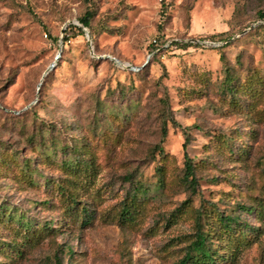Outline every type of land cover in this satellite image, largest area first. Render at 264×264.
<instances>
[{"label": "rangeland", "instance_id": "obj_1", "mask_svg": "<svg viewBox=\"0 0 264 264\" xmlns=\"http://www.w3.org/2000/svg\"><path fill=\"white\" fill-rule=\"evenodd\" d=\"M259 12L264 0H0V264H173L195 209L216 264H264ZM25 225L50 231L26 246Z\"/></svg>", "mask_w": 264, "mask_h": 264}, {"label": "trees", "instance_id": "obj_2", "mask_svg": "<svg viewBox=\"0 0 264 264\" xmlns=\"http://www.w3.org/2000/svg\"><path fill=\"white\" fill-rule=\"evenodd\" d=\"M91 16V12L86 11L80 18L79 23L81 27L88 28V20ZM258 16L262 19H264V13L259 12ZM80 31V28H78ZM204 38V37H203ZM210 40H214L216 37L208 36L207 37ZM227 38H223L220 40L225 41L221 46H216V49H220L222 47H225L230 42L226 40ZM64 42V41H63ZM194 44L193 42L186 41L183 43L184 46H192ZM227 81V79H225ZM230 81L226 84L227 86H230ZM187 127H183V135L185 136L184 142L182 144V147L184 148L187 143ZM183 180L185 181L186 185L193 190L194 186L196 185V180L193 175V166L191 161L189 160V157L184 153V170H183ZM131 206V205H130ZM196 215L194 218V231L192 234V238L187 243L185 250L181 257H179L173 264H216L215 258L220 257V255H217L214 251H212L210 247V236H212V233H207L205 231L201 230L200 223H199V215L198 209H195ZM127 207H124L123 213L129 214V211ZM223 220H226L224 218ZM49 229H38L32 230L27 225L25 227L16 229L14 231L15 235L19 236L21 244H25L26 246H33L35 245L42 236H45L46 234H49ZM12 244H14V241H12ZM4 245L0 246V249L3 250ZM20 253V250L14 248V255L18 256ZM55 260H57L56 257H54ZM58 262L56 261L55 264Z\"/></svg>", "mask_w": 264, "mask_h": 264}, {"label": "water", "instance_id": "obj_3", "mask_svg": "<svg viewBox=\"0 0 264 264\" xmlns=\"http://www.w3.org/2000/svg\"><path fill=\"white\" fill-rule=\"evenodd\" d=\"M82 28H84V27H82ZM84 34H85L86 38L89 39V36H88L87 31L84 30ZM59 53H60V48L57 50V53H56L55 56H54V61H55L56 58L59 56ZM54 61L48 66L47 70H49V69L52 68V66L54 65Z\"/></svg>", "mask_w": 264, "mask_h": 264}, {"label": "bare ground", "instance_id": "obj_4", "mask_svg": "<svg viewBox=\"0 0 264 264\" xmlns=\"http://www.w3.org/2000/svg\"><path fill=\"white\" fill-rule=\"evenodd\" d=\"M57 58H58V57H57ZM57 58H56V59H57ZM53 66H54V65H53ZM53 66H52V67H53Z\"/></svg>", "mask_w": 264, "mask_h": 264}]
</instances>
